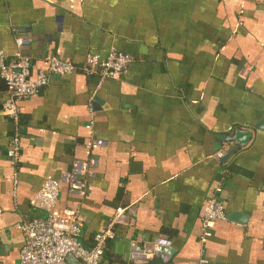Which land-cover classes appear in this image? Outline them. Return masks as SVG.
I'll use <instances>...</instances> for the list:
<instances>
[{
    "label": "crops",
    "instance_id": "1",
    "mask_svg": "<svg viewBox=\"0 0 264 264\" xmlns=\"http://www.w3.org/2000/svg\"><path fill=\"white\" fill-rule=\"evenodd\" d=\"M110 49L132 58L118 79L51 76L19 102L17 165L0 79V264H18L42 184L92 157L85 197L61 186L58 203L79 210L85 247L127 211L103 264H161L129 259L161 241L169 264H264V0H0V53L32 73ZM211 197L226 220L204 232Z\"/></svg>",
    "mask_w": 264,
    "mask_h": 264
},
{
    "label": "built area",
    "instance_id": "2",
    "mask_svg": "<svg viewBox=\"0 0 264 264\" xmlns=\"http://www.w3.org/2000/svg\"><path fill=\"white\" fill-rule=\"evenodd\" d=\"M17 43L22 44L21 40H17ZM131 63L132 58L129 55L110 49L104 59L95 54H87L80 69L54 57L48 61L45 70L32 73L28 57L22 56L7 61L0 53V79L6 89V98L1 107L14 127L8 145V156L14 164L20 156L19 102L35 96L48 85L51 76H65L80 71L88 77L97 75L100 79H118ZM89 107L92 120L87 125L88 129L93 124V101H90ZM94 144L103 145L100 141H94ZM95 165L96 159L93 157L84 162H75L71 171L57 180L42 184L31 201L34 212L32 218L26 219L20 227L23 243L18 255V264H68L66 259L69 256L80 264H102L106 244L114 239L117 227L125 226L127 211L118 210L108 220L106 228L93 236L91 245L85 247L81 241L83 222L79 210L62 208L58 203L61 186H65L73 196L85 197L86 177ZM200 217L204 232H208L216 222L226 220V213L222 204L215 197H211L203 204ZM165 246L164 241L153 245L151 249L131 242L129 259L133 262H143L159 257L161 264H169L171 258ZM199 264H206V261L201 260Z\"/></svg>",
    "mask_w": 264,
    "mask_h": 264
},
{
    "label": "water",
    "instance_id": "3",
    "mask_svg": "<svg viewBox=\"0 0 264 264\" xmlns=\"http://www.w3.org/2000/svg\"><path fill=\"white\" fill-rule=\"evenodd\" d=\"M244 136H246V138H248L250 136V134L249 133H242L240 131H237L235 137L231 138L229 140L230 141H235V142H237V143H239L241 145H244L246 143V141H243V142L241 141L244 138ZM233 151H235V149H231L230 151H228L226 153V155L222 158L223 159L222 161L226 160L227 157H229L233 153ZM66 261H67L68 264H80L78 261L74 260L70 256L67 257Z\"/></svg>",
    "mask_w": 264,
    "mask_h": 264
},
{
    "label": "trees",
    "instance_id": "4",
    "mask_svg": "<svg viewBox=\"0 0 264 264\" xmlns=\"http://www.w3.org/2000/svg\"><path fill=\"white\" fill-rule=\"evenodd\" d=\"M12 135H13V133L11 134V136H12ZM10 138H11V137H10ZM9 142H10V141H9ZM8 145H9V143H8ZM19 157H20V156H19ZM18 159H19V158H18ZM17 164H18V163H17ZM17 164H16V165H17ZM16 165H15V166H16ZM109 242H111V241H109ZM109 242H108V243H109ZM108 243H107V244H108ZM107 244H106V247H107ZM106 254H107V253H106ZM102 260H103V259H102ZM102 264H103V262H102Z\"/></svg>",
    "mask_w": 264,
    "mask_h": 264
}]
</instances>
